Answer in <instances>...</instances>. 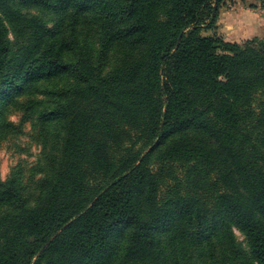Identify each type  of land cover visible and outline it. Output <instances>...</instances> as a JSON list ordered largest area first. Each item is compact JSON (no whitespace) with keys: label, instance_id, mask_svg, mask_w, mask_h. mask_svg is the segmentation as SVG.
I'll return each instance as SVG.
<instances>
[{"label":"trees","instance_id":"obj_1","mask_svg":"<svg viewBox=\"0 0 264 264\" xmlns=\"http://www.w3.org/2000/svg\"><path fill=\"white\" fill-rule=\"evenodd\" d=\"M227 1L0 0V105L62 129L32 204L0 184V264H264V43L200 36ZM84 15L97 54L63 37Z\"/></svg>","mask_w":264,"mask_h":264},{"label":"rangeland","instance_id":"obj_2","mask_svg":"<svg viewBox=\"0 0 264 264\" xmlns=\"http://www.w3.org/2000/svg\"><path fill=\"white\" fill-rule=\"evenodd\" d=\"M21 11L42 21L50 30L59 19V15L37 10ZM61 29L63 37L74 43L77 51L89 47L97 54L98 24L91 16L80 17L73 29H69L65 19ZM200 36L238 45L253 39L264 43V9L257 0L227 1L219 10L215 29L211 32L200 30ZM8 39L13 54L20 48V43L10 28ZM111 59L112 62L120 59L117 51L112 52ZM57 85L66 86L64 82ZM46 105L39 95L16 96L0 105V184L14 180L28 204H32L38 195L44 167L60 151L61 124L47 123L42 126L36 121L37 112ZM232 234L237 247L248 255L245 237L236 229H233Z\"/></svg>","mask_w":264,"mask_h":264}]
</instances>
